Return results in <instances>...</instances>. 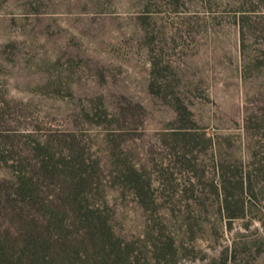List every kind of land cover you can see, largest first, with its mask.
Returning a JSON list of instances; mask_svg holds the SVG:
<instances>
[{
    "label": "rangeland",
    "instance_id": "obj_1",
    "mask_svg": "<svg viewBox=\"0 0 264 264\" xmlns=\"http://www.w3.org/2000/svg\"><path fill=\"white\" fill-rule=\"evenodd\" d=\"M18 175L54 198L81 181L109 256L76 264H264V0H0Z\"/></svg>",
    "mask_w": 264,
    "mask_h": 264
},
{
    "label": "trees",
    "instance_id": "obj_2",
    "mask_svg": "<svg viewBox=\"0 0 264 264\" xmlns=\"http://www.w3.org/2000/svg\"><path fill=\"white\" fill-rule=\"evenodd\" d=\"M57 169L47 162L39 166L46 179L55 177ZM80 182L75 176L67 180L62 195L54 198L44 196L40 182L33 178H0V264H76L78 244L100 248L109 256L106 220L83 206L75 193ZM68 215L76 232L69 227Z\"/></svg>",
    "mask_w": 264,
    "mask_h": 264
}]
</instances>
